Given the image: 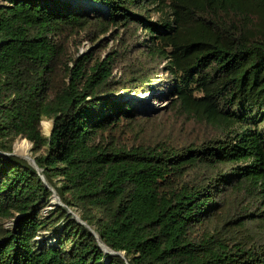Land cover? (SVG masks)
I'll use <instances>...</instances> for the list:
<instances>
[{
	"label": "trees",
	"instance_id": "trees-1",
	"mask_svg": "<svg viewBox=\"0 0 264 264\" xmlns=\"http://www.w3.org/2000/svg\"><path fill=\"white\" fill-rule=\"evenodd\" d=\"M164 111L208 134L140 141ZM0 264H264V0H0Z\"/></svg>",
	"mask_w": 264,
	"mask_h": 264
},
{
	"label": "rangeland",
	"instance_id": "rangeland-1",
	"mask_svg": "<svg viewBox=\"0 0 264 264\" xmlns=\"http://www.w3.org/2000/svg\"><path fill=\"white\" fill-rule=\"evenodd\" d=\"M93 16L94 15L91 14V17ZM114 32L115 31H110L100 37L96 34L92 41L85 40L84 36L83 38L81 36L76 37L72 39L69 44V52L72 54H75L76 52H78L79 54H83L89 50H95L96 52H98V55L100 57L104 58L107 55V52L113 49L116 45V41L113 39L115 36ZM97 38L98 41L95 42ZM113 75L118 80L121 76V69L118 68L114 70ZM125 97L137 110V112L141 113L145 118L155 117L156 114L160 113L164 109H167L169 106V101L165 98L162 90L158 89L157 87L154 88L153 92H151L150 94L125 95ZM142 102H146L145 108H142ZM41 128L44 135H49L52 130V122L46 120L42 121ZM142 129H144L143 134L140 136V141L142 142H153L164 139L166 141L169 140L176 145H182L185 141L187 142L193 140L194 138H201L208 134V130L203 123L195 121L185 123L183 118L176 117L175 114H171L167 111H164V113L161 114L157 119H155L152 124H147ZM17 147L28 148L27 154L21 155L17 153ZM31 149V143L26 140L19 139L13 144L12 152L18 157L25 159V157H32ZM55 203L57 202L53 199L50 202L52 206L55 205ZM51 209V207H47L42 212V214H46L48 210ZM73 213L79 216L78 213Z\"/></svg>",
	"mask_w": 264,
	"mask_h": 264
},
{
	"label": "water",
	"instance_id": "water-1",
	"mask_svg": "<svg viewBox=\"0 0 264 264\" xmlns=\"http://www.w3.org/2000/svg\"><path fill=\"white\" fill-rule=\"evenodd\" d=\"M11 155H13V156H17V155H15L13 152H12V154ZM18 157V156H17ZM25 159L26 160H28V161H30L34 166H35V162H34V158H30V157H25ZM37 169V168H36ZM37 171H38V169H37ZM41 179L43 180V178L41 177ZM52 199L53 200H55L57 203H55V205L54 206H61L62 204H61V202H60V200H59V198L55 195V194H53V196H52ZM68 213L69 214H71L72 216H73V218L80 224V225H85V223L84 222H82L81 221V219H80V217L78 216V215H76V214H74L73 212H71V211H68ZM89 230L92 232V234L95 236V234H94V232H93V230L91 229V228H89ZM96 237V236H95ZM100 246V248H101V250L104 252V253H109L110 255H116V256H120L121 258H123V253H115V252H112V251H109L108 250V248L107 247H105L104 245H102V244H100L99 245Z\"/></svg>",
	"mask_w": 264,
	"mask_h": 264
},
{
	"label": "bare ground",
	"instance_id": "bare-ground-1",
	"mask_svg": "<svg viewBox=\"0 0 264 264\" xmlns=\"http://www.w3.org/2000/svg\"><path fill=\"white\" fill-rule=\"evenodd\" d=\"M145 103L146 102H142V108H145L146 107V104ZM27 150H28V148H19V147L16 148L17 153H19L21 155H26L27 154Z\"/></svg>",
	"mask_w": 264,
	"mask_h": 264
}]
</instances>
